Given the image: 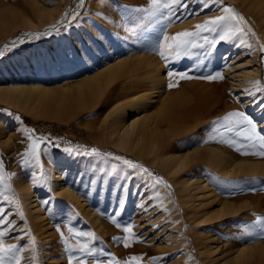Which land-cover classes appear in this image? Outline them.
Masks as SVG:
<instances>
[{
	"label": "rangeland",
	"instance_id": "obj_1",
	"mask_svg": "<svg viewBox=\"0 0 264 264\" xmlns=\"http://www.w3.org/2000/svg\"><path fill=\"white\" fill-rule=\"evenodd\" d=\"M204 2L185 0L187 7L178 8L176 16L169 21L166 18L167 10L157 15L150 14V0H85L83 8L77 7L78 0H0V41L13 39L20 34L26 39L19 46L20 49L13 48L10 43L0 47L5 53L0 57V82L7 76H13L14 82L54 86L64 79L89 73L105 61L134 55H150L161 60L165 76L170 70L187 71L193 77L220 73L224 79L179 80L178 86L171 88L174 93L180 94L182 102L196 106L199 116L197 122L179 136L177 144L179 148L187 149L197 145H216L232 158L260 162L256 170L250 171L225 172L207 162L195 163L189 168L193 171L188 172H192L195 178L202 176L213 193L211 201L202 208L219 211L217 216L200 221V218L187 213L173 179L157 165L146 158L117 150L104 135H97V138L90 136L84 123H92L98 116L81 115L82 122L73 119L58 122L28 115L0 102V110L15 114L23 122V126L16 131L8 127L10 138L7 144L0 143V160L3 161L5 173H15L9 183L19 200L17 205L0 199V208L7 212L15 224L14 230L4 240L5 243H14L23 249L20 253L21 264H32L33 239L38 250V264H67L69 254L63 250L61 233L73 244L78 239L85 240V237L70 236L69 228L73 233L95 232L100 238L92 246L98 250L103 249L105 255L82 257L88 261L95 259L107 264L113 257L123 261L137 255L142 257L140 264H218L220 261V264H226V260L227 264H257L255 259H251V262H234L230 257L239 244L264 243V232L259 229L251 230L250 235L245 232V226L252 224L256 215L264 217V158L242 155L234 147L220 142L230 139L237 144L247 143L241 129L228 131L229 126L213 122L228 112L240 110L258 122V131L264 129V109L245 92L251 85L243 84L236 90L229 77L236 73L230 71L234 57L253 58L258 66L259 80L264 84V52L260 51L261 46H264V27L260 26L261 23L251 11H245L234 0H206L207 8L203 7ZM227 6L233 7L245 17L247 35L239 33L229 40H220L219 32L206 33L204 35L208 36V43L198 40L202 47L191 48L179 57H171L167 65L153 50L162 42L165 33L171 36L183 30H193L194 25L205 19L223 14L222 9ZM38 10L49 15L53 12L55 16H40ZM65 14L68 19H65ZM29 22L41 28L32 36L28 34L31 31ZM49 23L55 25L56 30L46 29ZM47 32L51 34L45 35ZM242 39L253 45L252 50L241 45ZM236 79L239 81L240 76H236ZM239 92L243 93L242 97ZM257 99L264 100V96L258 94ZM244 101H247L248 106L243 104ZM22 129H34L36 135L47 137L60 145L50 146L47 155L41 154L43 167L67 165L65 182L79 199L78 202L72 197H54L40 190L37 202L44 214L41 220L31 218L18 194V183L29 181L34 189L40 188L39 181L33 183V174L39 176V169L33 164H22L21 154L30 143ZM261 134L264 135V132ZM77 146L81 149L97 148L101 153L112 155H83L64 150ZM245 150L251 151H242ZM115 156L144 165L162 177L171 188L162 185L153 187L149 178L133 175V170L122 161L115 160ZM126 174L131 178L126 180ZM0 191H3L2 185ZM157 191L160 199L155 197ZM8 195L11 198L13 193ZM220 201L226 204L221 207ZM19 211L23 212V218ZM113 217L121 225L133 224V231L140 240L146 242H133L126 248L121 241L113 240V237L127 235L122 228L118 229L111 223L110 218ZM210 244L212 252L206 250ZM72 255L80 254L77 252ZM153 257L158 259L153 261Z\"/></svg>",
	"mask_w": 264,
	"mask_h": 264
},
{
	"label": "bare ground",
	"instance_id": "obj_2",
	"mask_svg": "<svg viewBox=\"0 0 264 264\" xmlns=\"http://www.w3.org/2000/svg\"><path fill=\"white\" fill-rule=\"evenodd\" d=\"M234 1L243 6L245 11H251L261 23L260 26L264 27V0ZM53 14L39 12L40 16L49 15L50 18H53ZM51 23L45 28L50 30L53 26ZM28 26L31 27L28 33L30 36L41 29L33 22H29ZM24 38L25 36L20 34L13 39L0 41V47L15 41V49L17 47L20 49L19 46L26 41ZM231 64L230 71L236 73L230 74L229 77L236 90L243 84L248 86L251 85L250 81L259 80L255 59L234 57ZM162 69L161 60L156 57L134 55L105 61L89 73L64 79L54 86L14 82L13 76H7L0 82V102H5L28 115L58 122H67L71 119L82 122L81 115L98 116L96 121L84 123L91 137L104 135L117 150L131 153L138 158H146L157 165L163 173L173 179L187 213L194 218H200V221H205L217 216L219 211L202 208L213 195L211 196L209 185L202 176L195 178L192 172H188L191 170L189 168L195 163L207 162L225 172L250 171L256 170L260 162L232 158L222 147L216 145H197L192 149L179 148L177 144L179 136L197 122L198 111L193 104L182 102L180 94L174 93V90L168 87L169 79L167 75H163ZM236 76H240L239 81ZM239 96L242 97L243 93L239 92ZM243 104L248 106L247 101ZM20 126H23V122L17 119L15 114L0 110V143L7 144L11 134L8 127L16 131ZM67 171V165H46L44 172L47 181H39V189H34L29 181L17 184L20 201L22 200L32 219L39 220L44 215L37 202L40 190L47 191L54 197L66 196L77 199L65 182ZM77 201L79 202V199ZM225 204V201H220L221 207ZM87 212L90 213L89 210ZM42 227L44 228V225ZM210 249H213L211 244L206 250ZM234 252L231 257L228 256L234 259V262L255 259V262L258 261L257 264H264V243L239 244ZM226 262L228 263V260Z\"/></svg>",
	"mask_w": 264,
	"mask_h": 264
},
{
	"label": "snow or ice",
	"instance_id": "obj_3",
	"mask_svg": "<svg viewBox=\"0 0 264 264\" xmlns=\"http://www.w3.org/2000/svg\"><path fill=\"white\" fill-rule=\"evenodd\" d=\"M152 11L151 15H157L158 13H162L167 10V19L169 21L172 20L174 16H176V10L178 8H186L187 4L185 0H150ZM85 5V0H78L77 7L83 8ZM203 7L207 8L208 4L205 0L203 3ZM75 13V8L73 9ZM221 15L214 16L212 18L205 19L203 22L198 23L193 26V30H183L175 33L174 35H167L165 33L163 35L162 42L159 43L154 51L158 53V55L165 60L166 65L171 57H179L182 54L186 53L189 49L195 47H202L203 45L198 43V40L202 39L206 43H208V36L204 35L206 33H217L219 32L220 40H229L233 36H236L239 33H244L247 35L245 31L244 25H246L245 18L238 13L233 7L227 6L222 9ZM67 18V14H65V19ZM179 17H177L178 19ZM75 19V16H73ZM53 30H56V26H52ZM251 29H248L250 32ZM51 34L50 32L45 33V35ZM28 35V34H25ZM38 37V34H37ZM23 42V41H21ZM241 45H246L249 50H252L253 45L247 44L245 40L240 41ZM11 46L15 47L16 42H11ZM5 47H8L6 45ZM261 52H264V46H261ZM4 51L0 50V57L4 55ZM264 60V57H262ZM167 76L169 78L168 87L173 88L177 87L179 80H190L194 78L205 79L208 81H214L218 79H224V77L217 73L216 75H208L204 77H193L189 75L187 71H168ZM176 82L173 83L172 81ZM251 88L245 89V92L248 96L253 98V102L257 103L262 109H264V100H258V94L260 96H264V84L261 83L260 80L250 81ZM19 119V117H17ZM223 123L224 125L229 126L227 128L228 131H233L235 128L241 129V132L244 133L243 139L247 141L245 144H237L234 140H222L220 142L225 143L231 147H234L237 151L241 152L242 155H253L256 157L264 158V135L261 132H264V129H260L258 131V122H256L250 115H248L244 111L234 110L225 114L222 118H219L217 121L213 123ZM25 137L30 143L28 144L26 150L21 154L22 164L24 166H28L33 164L37 169H39V176L33 174V183L38 181H47V177L44 172L43 163L41 160V154L44 155L49 154L51 148L50 146L60 147L58 143H54L53 140L41 136L36 135L34 129H22ZM240 134V133H238ZM244 149H250L251 151H242ZM65 151L74 152L76 154L83 155H96V156H111V153H101L97 148L91 149H81L80 146L76 148H65ZM115 160L122 161L124 165L133 170V175H140L141 178L147 177L151 180L152 186H160L170 189L171 185L167 184L166 181L160 176L152 173L148 168L144 165L139 164L130 159H124L119 156L114 157ZM15 176V173H5L3 161L0 160V185L3 186V191H0V199L7 201L9 203H14L19 205V200L14 195V190L12 189V185L9 183L11 178ZM126 180L130 179L129 175H125ZM13 193V196L10 198L8 193ZM155 197L160 199L159 192H155ZM141 207H145L141 205ZM20 216L23 218V212L19 211ZM111 223L115 225L116 228L123 230L127 235L123 237H113V240L121 241L124 247H130L133 242H146L140 240V238L133 231L134 225L129 223L127 225H121L114 217L110 218ZM155 227H159L156 225ZM15 224L11 218L8 217L7 212L0 208V264H21L22 256L21 252L22 248L18 247L17 244H8L5 243L4 237L8 236L9 233L14 230ZM259 229L261 232H264V217L260 215H256L255 220L250 225L245 226V232L247 234H251V230ZM57 231H60L59 226H57ZM70 236L74 237H85L84 241H80L79 239L75 244L71 243L68 238L64 237V234L61 233V238L64 241V252L68 253L67 264H104L103 261L100 260H92L88 261L83 259L82 257H96L97 255H105L103 249H96L92 246L93 242L98 241L100 238L96 235L95 232H76L73 233L71 228H69ZM32 256L31 261L32 264H38V250L36 247L35 239L32 240ZM79 253L80 255H72V253ZM155 261L156 257L152 258ZM142 260L141 256L133 255L127 260H118L115 257L107 261V264H140Z\"/></svg>",
	"mask_w": 264,
	"mask_h": 264
}]
</instances>
